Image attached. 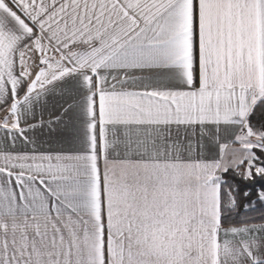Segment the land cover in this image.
Wrapping results in <instances>:
<instances>
[{
  "label": "snow or ice",
  "instance_id": "obj_1",
  "mask_svg": "<svg viewBox=\"0 0 264 264\" xmlns=\"http://www.w3.org/2000/svg\"><path fill=\"white\" fill-rule=\"evenodd\" d=\"M0 264H264V0H0Z\"/></svg>",
  "mask_w": 264,
  "mask_h": 264
}]
</instances>
